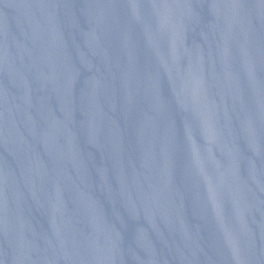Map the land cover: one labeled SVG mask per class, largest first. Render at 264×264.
Listing matches in <instances>:
<instances>
[{
	"label": "water",
	"instance_id": "obj_1",
	"mask_svg": "<svg viewBox=\"0 0 264 264\" xmlns=\"http://www.w3.org/2000/svg\"><path fill=\"white\" fill-rule=\"evenodd\" d=\"M0 264H264V0H0Z\"/></svg>",
	"mask_w": 264,
	"mask_h": 264
}]
</instances>
